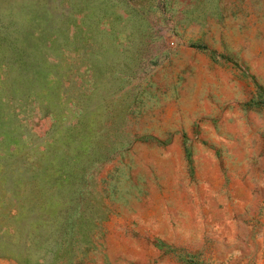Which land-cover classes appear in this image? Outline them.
Returning a JSON list of instances; mask_svg holds the SVG:
<instances>
[{"label": "rangeland", "instance_id": "rangeland-1", "mask_svg": "<svg viewBox=\"0 0 264 264\" xmlns=\"http://www.w3.org/2000/svg\"><path fill=\"white\" fill-rule=\"evenodd\" d=\"M0 264H264V0H0Z\"/></svg>", "mask_w": 264, "mask_h": 264}, {"label": "trees", "instance_id": "trees-1", "mask_svg": "<svg viewBox=\"0 0 264 264\" xmlns=\"http://www.w3.org/2000/svg\"><path fill=\"white\" fill-rule=\"evenodd\" d=\"M198 48H202L203 49V47H198Z\"/></svg>", "mask_w": 264, "mask_h": 264}]
</instances>
